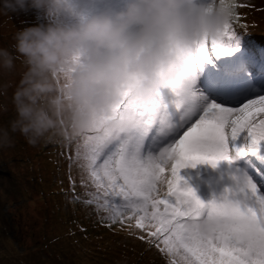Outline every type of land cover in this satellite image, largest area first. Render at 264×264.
<instances>
[{
  "label": "snow or ice",
  "instance_id": "obj_1",
  "mask_svg": "<svg viewBox=\"0 0 264 264\" xmlns=\"http://www.w3.org/2000/svg\"><path fill=\"white\" fill-rule=\"evenodd\" d=\"M219 8L228 14V23L217 36L199 42L195 52L189 50L182 56L175 86L158 90L151 100L124 94L114 113L131 116L132 126L118 136L103 128L94 130L95 135H84L83 152L79 145L77 150L95 188L86 193L90 197L86 202L108 213L112 223L126 221L133 227L134 220V227L145 231L148 242L169 258V264H264V190L251 177L241 174L230 194L207 203L181 183L180 170L189 163L206 162L215 167L221 160L231 162L235 157L229 154L230 138L245 133L250 151L264 143V95L226 106L208 101L196 87L198 69L209 58V40L212 53L233 50L231 44L225 47L221 38L234 39L228 35L234 7L221 0ZM185 128L158 156L150 150L151 145L145 153L150 134H155L151 136L154 143L161 134ZM109 144L112 148L105 152ZM244 151L241 148L236 154ZM169 159L175 161L170 166L171 179H161L162 165ZM165 180L167 198L158 200L156 185ZM160 204L165 206L163 212L158 210ZM207 215L222 220L211 233L193 226V221ZM182 217L187 219L181 222Z\"/></svg>",
  "mask_w": 264,
  "mask_h": 264
},
{
  "label": "clouds",
  "instance_id": "obj_2",
  "mask_svg": "<svg viewBox=\"0 0 264 264\" xmlns=\"http://www.w3.org/2000/svg\"><path fill=\"white\" fill-rule=\"evenodd\" d=\"M29 5L74 22L27 27L15 31L10 47L0 46V72L24 65L11 96L14 115L0 122V148L10 147L15 134L31 146L100 128L118 136L133 124L131 116L114 113L121 97L151 100L175 86L182 56L229 20L206 0H123L119 9L100 13L82 11L79 0H0V12ZM8 86L0 85V94ZM7 110L0 104V114ZM221 223L207 215L193 226L211 233Z\"/></svg>",
  "mask_w": 264,
  "mask_h": 264
},
{
  "label": "rangeland",
  "instance_id": "obj_3",
  "mask_svg": "<svg viewBox=\"0 0 264 264\" xmlns=\"http://www.w3.org/2000/svg\"><path fill=\"white\" fill-rule=\"evenodd\" d=\"M206 2L219 7L221 0ZM223 2L225 6L234 7L235 15L228 34L234 35V39L228 45L231 44L235 50L220 55L225 58L241 57L236 50L252 54L244 45L240 47L243 39L238 35L245 36L248 43L257 42L264 46V0ZM122 4L123 0H79V8L86 13L119 9ZM73 22L74 18L66 13L53 14L47 8L37 9L30 5L26 9L0 12V46L10 47L15 31L27 27ZM255 53L264 60V51L256 50ZM23 70L24 65L17 61L13 71L0 72V85H9L6 94H0V104L8 108L0 114L2 123L6 124L14 115L11 96ZM258 76L256 69L247 75V85H253L248 91L249 97L233 99L230 104L214 99L203 86L206 79L197 78L196 87L210 102L236 106L256 95H264V83H255ZM238 88L232 92L239 93L241 90ZM197 118L193 117L191 122ZM183 130L186 128L161 134L154 143L151 136L155 134H150L145 141V153L151 145L150 150L158 156L163 148L182 135ZM161 137H170L171 140L156 146ZM241 138L248 140L242 133L228 141L229 154L235 157L231 162L221 160L215 167L210 163L196 162L194 166L189 163L182 168V185L193 187L205 203L213 199L220 201L224 194H230L236 188L237 178L243 173L264 190L261 180H264V175L256 171L259 177L256 176L246 159L236 154L235 143ZM83 142L84 135L31 146L22 136L15 134L10 147L0 148V264H169V258L148 242L145 231L134 227V220L133 227H129L126 221L112 223L107 218L108 213L98 210L95 203L86 202L90 199L86 193L94 192L95 188L81 166L82 160L77 158L78 145L81 152L84 150ZM111 148L109 144L105 152ZM259 153V158L264 161V148H260ZM174 162L169 159L167 165H162L165 171L160 174L161 179H171L170 166ZM156 188L158 200L167 198L166 180L158 182ZM116 202H120L119 198ZM164 207L160 204L158 210L163 212ZM148 210L152 211L150 206ZM185 219L187 217H182L181 222ZM141 236L145 238L141 239Z\"/></svg>",
  "mask_w": 264,
  "mask_h": 264
},
{
  "label": "trees",
  "instance_id": "obj_4",
  "mask_svg": "<svg viewBox=\"0 0 264 264\" xmlns=\"http://www.w3.org/2000/svg\"><path fill=\"white\" fill-rule=\"evenodd\" d=\"M244 40H247L246 37L244 38ZM230 41H232V40H229L228 36H224V37L221 38V42L223 43V45L225 47H227V45H228V43ZM247 43H248V41H247ZM248 48H250V51L252 52V54L250 55V59L252 60V62H253V64L255 66H258L260 61H255V59H260V60H263V59L259 55H256L255 51L256 50L257 51H264V46L262 44L257 43V42H251V43L247 44V49ZM259 68L262 69V66L259 67ZM243 82H244V80L242 78H237L235 84L236 85H241V84H243ZM235 144H237V148L235 149L236 151H238L241 148H244L250 154L256 155L258 157L257 158L258 161L264 166V161L261 158H259L260 157L259 150H260V148H264V143H261L260 145H257L259 147L256 146V150L255 151H250L249 150L252 147L251 143H250V139L245 140V141L242 139L241 141L240 140L237 141ZM252 152H254V153H252ZM166 190H168V189H166Z\"/></svg>",
  "mask_w": 264,
  "mask_h": 264
},
{
  "label": "bare ground",
  "instance_id": "obj_5",
  "mask_svg": "<svg viewBox=\"0 0 264 264\" xmlns=\"http://www.w3.org/2000/svg\"><path fill=\"white\" fill-rule=\"evenodd\" d=\"M241 47V46H240ZM245 50V49H244ZM255 61H259V59H255ZM231 64V62H229V65ZM1 82V81H0ZM259 156V155H258ZM193 188V187H192Z\"/></svg>",
  "mask_w": 264,
  "mask_h": 264
}]
</instances>
